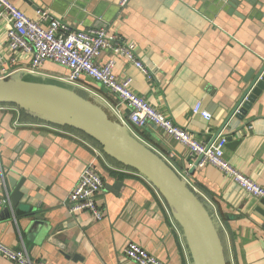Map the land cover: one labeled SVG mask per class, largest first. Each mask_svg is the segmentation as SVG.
Here are the masks:
<instances>
[{
    "label": "crops",
    "instance_id": "obj_1",
    "mask_svg": "<svg viewBox=\"0 0 264 264\" xmlns=\"http://www.w3.org/2000/svg\"><path fill=\"white\" fill-rule=\"evenodd\" d=\"M9 1L32 19L48 8L72 30L105 27L109 36L134 42L148 73L117 56L116 75L132 77L136 93L202 142H210L229 120L222 131L225 157L264 186V86L245 115L230 118L247 80L264 65V0L254 5L241 0L234 9L221 0H129L126 5L122 0ZM11 22L10 17L0 20V82L75 97L83 106L74 104L140 140L189 182L222 263L264 264L262 198L212 163L191 172L195 160L188 146L154 124L133 126L130 108L100 82L83 76L71 83L70 69L52 60L33 70L32 58L8 44ZM111 56V50H104L97 62ZM199 101L210 120L193 113ZM15 105L0 104V156L10 198L9 178L21 183L19 208L24 213L15 214L0 186L2 243L24 247L32 258L50 264H138L125 253L130 242L164 264H207L183 211L142 170L110 155L101 140L81 128L74 126L92 140L62 129L66 123L51 117L23 120ZM87 165L104 180L98 203L105 216L100 220L68 206ZM0 264L16 263L0 257Z\"/></svg>",
    "mask_w": 264,
    "mask_h": 264
},
{
    "label": "built area",
    "instance_id": "obj_2",
    "mask_svg": "<svg viewBox=\"0 0 264 264\" xmlns=\"http://www.w3.org/2000/svg\"><path fill=\"white\" fill-rule=\"evenodd\" d=\"M129 0H122L126 5ZM12 19L7 33L10 48L21 55L32 58V69L44 61L52 60L64 64L70 69L68 81L76 83L83 76L100 82L115 93L130 108L129 121L133 126L142 128L154 124L166 134L188 146L197 166L212 163L236 181L248 193L264 199V186L235 168L225 157L227 140L219 135L214 142H202L192 136L183 126L157 110L142 95L132 88V77L119 78L115 71V57L121 56L134 62L142 71L148 73L146 66L137 58L135 43L127 42L115 36H109L105 27L89 30H72L65 20L54 16L50 9L38 10V18L28 17L9 0H0V20ZM104 50H111L112 56L105 63L97 62ZM3 78V76H0ZM194 114H200L210 120L212 115L202 107L199 101L193 108ZM7 174L0 156V186L5 189L6 200L11 203L7 186ZM104 186L103 177L92 165H87L71 190L68 206L71 212L90 211L97 220L105 216L104 209L98 203V195ZM2 200H0L1 204ZM125 253L138 264H164V262L135 242H130ZM0 257H5L16 264H50L36 260L24 247L18 249L0 241Z\"/></svg>",
    "mask_w": 264,
    "mask_h": 264
},
{
    "label": "water",
    "instance_id": "obj_3",
    "mask_svg": "<svg viewBox=\"0 0 264 264\" xmlns=\"http://www.w3.org/2000/svg\"><path fill=\"white\" fill-rule=\"evenodd\" d=\"M245 1L251 5L257 2V0ZM221 3L234 9L241 3V0H221ZM250 79L247 80L249 86L232 110L230 118L234 114L237 117L245 115L250 104L254 101L255 95L264 86V65ZM0 102L15 103L22 107H29L32 110L38 109L42 112L53 111V113L60 115L66 124L81 128L97 137L106 145L105 149H108L106 151L110 155L116 157L115 154H117L119 155V160L142 170L179 206L195 232L206 263L223 264L196 195L189 186V182L140 140L127 133L121 127L112 124L106 118L87 111L58 94L32 86L0 82ZM36 107H45L48 110L44 111ZM228 121L226 120L224 126L219 129L209 142V145L222 134ZM198 162L199 160L196 161L191 172L195 170ZM9 184L14 189L11 194V205L13 208H16L15 214L20 215L24 213L19 208L23 195V192L20 190L21 183H18L17 179L10 177ZM5 213L7 217H10V207L5 209ZM262 215L264 216V211Z\"/></svg>",
    "mask_w": 264,
    "mask_h": 264
},
{
    "label": "rangeland",
    "instance_id": "obj_4",
    "mask_svg": "<svg viewBox=\"0 0 264 264\" xmlns=\"http://www.w3.org/2000/svg\"><path fill=\"white\" fill-rule=\"evenodd\" d=\"M64 97L67 99V100H69V101H71V102H73V103H76V104H78V105H81V106H83V104L81 103V101H79L78 99H76L75 97H71V96H69V95H64ZM16 107H19L18 109H19V111H20V108H22V109H25L28 113H30V114H32L33 116H36V117H38V118H40V119H42L43 120V118L44 117H51L52 119H53V121H56V122H65L64 121V119L60 116V115H58V114H56V113H53V112H49V111H45V112H42V111H40V110H38V109H34V110H32V109H30L29 107H22V106H20V105H15ZM101 146V145H100Z\"/></svg>",
    "mask_w": 264,
    "mask_h": 264
},
{
    "label": "trees",
    "instance_id": "obj_5",
    "mask_svg": "<svg viewBox=\"0 0 264 264\" xmlns=\"http://www.w3.org/2000/svg\"><path fill=\"white\" fill-rule=\"evenodd\" d=\"M0 104L1 105H9V106H14L13 104H11V103H7V102H0ZM20 115H21V118L23 119V120H26V121H39V122H41V121H43V120H41L40 118H38V117H36V116H33L32 114H30V113H28L25 109H22V108H20ZM60 126V125H59ZM62 129H64V130H68V131H72V132H76V133H78V134H80V135H82V136H84L85 138H88L89 140H92L87 134H85L84 132H82V131H80V130H78V129H76L74 126H71V125H69V124H65V125H61L60 126ZM136 129H138V128H136ZM95 145H98L99 146V144L96 142V141H94L93 142ZM193 190V189H192Z\"/></svg>",
    "mask_w": 264,
    "mask_h": 264
}]
</instances>
